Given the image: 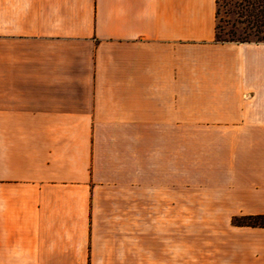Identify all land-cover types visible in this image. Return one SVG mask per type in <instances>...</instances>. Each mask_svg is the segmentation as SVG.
<instances>
[{
    "label": "crops",
    "instance_id": "crops-1",
    "mask_svg": "<svg viewBox=\"0 0 264 264\" xmlns=\"http://www.w3.org/2000/svg\"><path fill=\"white\" fill-rule=\"evenodd\" d=\"M215 25L216 0H0V264H264V231H176L193 199L264 215V42Z\"/></svg>",
    "mask_w": 264,
    "mask_h": 264
},
{
    "label": "rangeland",
    "instance_id": "rangeland-1",
    "mask_svg": "<svg viewBox=\"0 0 264 264\" xmlns=\"http://www.w3.org/2000/svg\"><path fill=\"white\" fill-rule=\"evenodd\" d=\"M240 0H218L216 9V24L221 27L219 37L228 39L229 31L234 30V38L248 39L254 42H264V0L259 3L257 26L254 18L242 15L238 8ZM262 6V8H261ZM233 25V26H232ZM237 209L217 208L215 203L195 201L178 202L176 209V231L177 232H245L264 231V229H253L247 226H235L231 223L232 215H240ZM146 210V218L151 215ZM150 227L146 224V230Z\"/></svg>",
    "mask_w": 264,
    "mask_h": 264
},
{
    "label": "trees",
    "instance_id": "trees-1",
    "mask_svg": "<svg viewBox=\"0 0 264 264\" xmlns=\"http://www.w3.org/2000/svg\"><path fill=\"white\" fill-rule=\"evenodd\" d=\"M261 0H240L239 4L237 5L238 8H240V12H237L242 15H249L254 18V21L259 18V16L262 14L259 12V3ZM218 3V0H216V5ZM262 8V6H261ZM218 10L216 9V14ZM257 20L254 22L256 24ZM264 25V22H263ZM233 26V25H232ZM221 27L218 26L217 24L215 25V40L218 42H254L250 41L248 39H239V38H234V35L236 33L234 30H230L228 33L229 38L228 39H222L219 37ZM257 42V41H256ZM232 224L234 225H239V226H259V227H264V215H243V216H233L231 219Z\"/></svg>",
    "mask_w": 264,
    "mask_h": 264
}]
</instances>
